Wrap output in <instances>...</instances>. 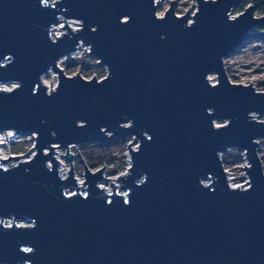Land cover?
Listing matches in <instances>:
<instances>
[{
  "label": "water",
  "instance_id": "obj_1",
  "mask_svg": "<svg viewBox=\"0 0 264 264\" xmlns=\"http://www.w3.org/2000/svg\"><path fill=\"white\" fill-rule=\"evenodd\" d=\"M243 1L196 0L189 21L174 1L159 17L154 0H0V132L34 135L35 151L0 158V264H264V92L232 84L223 65L264 40L255 6L230 18ZM80 43L103 79L58 67ZM128 137L138 146L111 192L98 186L104 167L83 164L78 184L67 147ZM227 149L245 154L249 188L228 185Z\"/></svg>",
  "mask_w": 264,
  "mask_h": 264
},
{
  "label": "rangeland",
  "instance_id": "obj_2",
  "mask_svg": "<svg viewBox=\"0 0 264 264\" xmlns=\"http://www.w3.org/2000/svg\"><path fill=\"white\" fill-rule=\"evenodd\" d=\"M159 3L156 13L157 16H164L166 13V9L170 6V2H175L174 5V12L178 15H186L189 9V21L191 20L192 16L196 12V0H155ZM244 0L241 5H252L255 6L254 10V17H262L264 16V0ZM240 5V6H241ZM239 7V6H238ZM230 13V18L233 19L240 13H237L233 10ZM63 26V24H59ZM69 26L72 29H79L78 22L69 21ZM261 27H255L253 33L261 32ZM64 33V31H63ZM54 34V33H53ZM62 35V34H61ZM55 36V35H54ZM60 36V35H59ZM80 49H79V48ZM90 49L80 43L77 46V50L69 56L61 57L58 62V67L64 72L65 76H76L79 73V76L90 80L94 76L96 79L100 80L107 74V69L104 66L97 65L98 61L94 59L92 56L89 55ZM223 65L225 66L226 75H228L229 81L232 84H241V85H249L253 89L258 92H264V40L256 39L254 41H249L245 43L241 48H239L233 56L225 58L223 61ZM51 72V75L46 73L42 76V83L46 86L47 91L50 89L53 90L58 82V74H56L52 70H48ZM217 76L215 74L209 75L210 83L213 84L216 82ZM52 82V84H51ZM16 84H5L2 89H12L15 87ZM51 86V88H50ZM253 117H256L253 115ZM258 121H264V118H255ZM224 121H218L217 125H224ZM22 139L18 140V144H11L8 143L9 139L2 140L4 142V147L0 148L1 156L5 157L7 160L9 157H16L21 156L22 160H29L30 157L35 153L33 148V139L30 137H21ZM119 140V139H117ZM112 140L106 143L105 145L101 144H88V145H73L69 146L68 152L67 148H56L55 152L57 153L56 156L59 159H62L66 163V169L68 172L70 169V161L66 159L65 156L67 154L72 156L71 166L73 169V178L77 180L78 184L82 185L85 182V169L86 168L91 173H96V171H100L105 168L104 172L101 174L103 175V180L101 179L98 182V186L104 187L105 190L111 192L110 183L117 185L116 180L118 176L125 174L127 169L129 168V156H128V144L132 145L133 149L137 148V139L134 137H128L126 141L120 140L125 146L123 145H114L112 144ZM110 143V144H109ZM123 147V149H122ZM78 150V151H77ZM258 156L259 160L262 162V170L264 173V138H260L258 140ZM237 152L234 149H230L224 155L225 161L228 160L227 156H234V153ZM18 153V154H16ZM238 153V152H237ZM240 153V160L236 165H225L223 167L229 170V173L232 175V178L236 180L240 178L241 173H244V167H249L248 162L245 160V154L243 152ZM79 154V155H78ZM80 156V158H79ZM2 158V157H0ZM234 159V157H232ZM3 159V158H2ZM83 163H82V160ZM229 160H232L229 158ZM225 163V162H224ZM16 161H11L9 165H16ZM246 173V172H245ZM247 174V173H246ZM61 175V174H60ZM68 174L64 177H67ZM23 224V223H22Z\"/></svg>",
  "mask_w": 264,
  "mask_h": 264
},
{
  "label": "built area",
  "instance_id": "obj_3",
  "mask_svg": "<svg viewBox=\"0 0 264 264\" xmlns=\"http://www.w3.org/2000/svg\"><path fill=\"white\" fill-rule=\"evenodd\" d=\"M157 3V2H155ZM160 17V16H159ZM216 127H218L219 125H217V123H215ZM6 137V136H9L7 139H9V142L8 143H11V144H15L18 142V140L22 139L21 135H17L15 134V132L11 131V130H8L7 132H0V138H3ZM34 135H29L30 138L34 139L33 138ZM230 149H227V151H229ZM227 153V152H226ZM226 153H221L220 154V160L221 162L223 161L224 159V155ZM224 171H225V174L227 175V183L228 185H230L232 188H243V189H247L250 187V184H249V179H248V174L245 173H241V176L239 179H235V178H232L231 174L229 173V170H227V168L224 167Z\"/></svg>",
  "mask_w": 264,
  "mask_h": 264
},
{
  "label": "bare ground",
  "instance_id": "obj_4",
  "mask_svg": "<svg viewBox=\"0 0 264 264\" xmlns=\"http://www.w3.org/2000/svg\"><path fill=\"white\" fill-rule=\"evenodd\" d=\"M155 1V0H154ZM156 2V1H155ZM155 5H156V9H157V7H158V5H159V3L157 2V3H155ZM60 28H63L62 26H60V25H58L55 29H54V35L56 36V37H58L59 35H61L62 33H63V30L62 29H60ZM74 30H76V29H74ZM79 48V47H78ZM80 49V48H79ZM55 72V71H54ZM56 73V72H55ZM57 74V73H56ZM48 75H51V72H48V74H47V76ZM9 136H6V137H4L3 136V138H0V148H2V147H4V142H1L2 140H7V138H8ZM1 153V152H0ZM53 153H56L55 151H53ZM0 157H2L3 159H5V157H3V156H1V154H0ZM53 158L59 163V165H58V170H59V173L61 174V177H64V176H66L67 174H68V170L66 169V163L64 162V161H62V159H59V158H57V156H56V154H53ZM101 179L103 180V175H101ZM99 188H101L102 190H105V188L104 187H102V186H100V184H99ZM107 193H108V190H105Z\"/></svg>",
  "mask_w": 264,
  "mask_h": 264
},
{
  "label": "trees",
  "instance_id": "obj_5",
  "mask_svg": "<svg viewBox=\"0 0 264 264\" xmlns=\"http://www.w3.org/2000/svg\"><path fill=\"white\" fill-rule=\"evenodd\" d=\"M255 2H257L256 0H254ZM245 6L246 5H241V6H239V7H237V8H233V10L234 11H236L237 13H242L243 11H244V8H245ZM20 142V141H19ZM18 142V143H19ZM17 143V144H18ZM110 144V143H109ZM112 144H114V145H123V147L125 146L120 140H117V141H113L112 142ZM123 147H122V149H123ZM16 154H18V153H16ZM228 157V160L227 161H225V159H223V161H222V163L224 164V166L225 165H236V164H238V161L240 160V153L238 152H235L234 153V156H227ZM232 157H234V159L232 158ZM229 158H231L232 160H229ZM225 162V163H224Z\"/></svg>",
  "mask_w": 264,
  "mask_h": 264
}]
</instances>
